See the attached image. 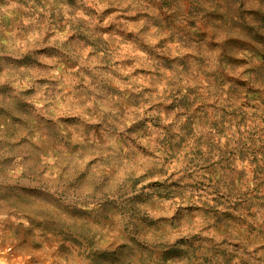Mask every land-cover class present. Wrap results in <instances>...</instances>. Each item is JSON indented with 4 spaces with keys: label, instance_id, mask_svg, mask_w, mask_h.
<instances>
[{
    "label": "rangeland",
    "instance_id": "obj_1",
    "mask_svg": "<svg viewBox=\"0 0 264 264\" xmlns=\"http://www.w3.org/2000/svg\"><path fill=\"white\" fill-rule=\"evenodd\" d=\"M0 264H264V0H0Z\"/></svg>",
    "mask_w": 264,
    "mask_h": 264
}]
</instances>
